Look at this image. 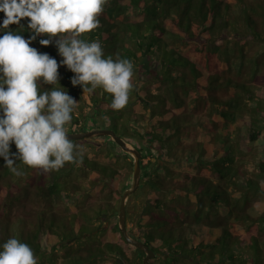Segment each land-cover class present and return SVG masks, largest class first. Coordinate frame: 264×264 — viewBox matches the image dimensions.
<instances>
[{
    "label": "trees",
    "instance_id": "obj_1",
    "mask_svg": "<svg viewBox=\"0 0 264 264\" xmlns=\"http://www.w3.org/2000/svg\"><path fill=\"white\" fill-rule=\"evenodd\" d=\"M100 21L82 38L133 62L127 106L83 94L63 65L55 87L78 102L68 131L111 128L141 151L129 234L150 264H264V0H110ZM73 142L83 163L58 171L17 160V177L0 157V250L15 237L38 264H143L118 225L133 157L109 135Z\"/></svg>",
    "mask_w": 264,
    "mask_h": 264
},
{
    "label": "clouds",
    "instance_id": "obj_2",
    "mask_svg": "<svg viewBox=\"0 0 264 264\" xmlns=\"http://www.w3.org/2000/svg\"><path fill=\"white\" fill-rule=\"evenodd\" d=\"M110 0H0V157L15 176L25 175L16 161L40 169L58 171L66 163L82 164L83 149L68 136L78 108L77 100L60 84L61 65L74 75L73 86L83 94L98 88L110 94V108L123 110L135 85L134 64L130 59L105 56L99 40L88 41L85 34L99 29L100 16ZM27 21L30 35L22 21ZM16 25L23 31L11 28ZM55 44L57 59L32 46ZM44 85L51 87L44 90ZM15 145L16 152L11 151ZM0 264H38L27 243L7 239L0 250Z\"/></svg>",
    "mask_w": 264,
    "mask_h": 264
},
{
    "label": "water",
    "instance_id": "obj_3",
    "mask_svg": "<svg viewBox=\"0 0 264 264\" xmlns=\"http://www.w3.org/2000/svg\"><path fill=\"white\" fill-rule=\"evenodd\" d=\"M99 135H109L111 138L121 147V149L125 152H128L133 157V170H132V181L131 184L126 187L123 191L119 212H118V225L120 232L124 239L135 245L136 247L142 249L145 252V256L143 258V264H150L149 261L151 257L154 255V252L149 246L142 240L131 236L127 230L126 225V203L129 195L137 190L140 185V179L142 174L141 169V151L123 139L120 135H118L113 129L107 127H96L85 130H76V131H68V136L72 140L81 139V138H89L95 137Z\"/></svg>",
    "mask_w": 264,
    "mask_h": 264
},
{
    "label": "rangeland",
    "instance_id": "obj_4",
    "mask_svg": "<svg viewBox=\"0 0 264 264\" xmlns=\"http://www.w3.org/2000/svg\"><path fill=\"white\" fill-rule=\"evenodd\" d=\"M174 46H178V47H180V48H184V46L183 45H181V44H178V43H174L173 44ZM72 128L74 129L75 128V126L73 125L72 126ZM94 128H96V127H94ZM83 130H85V129H83ZM96 137V136H95ZM142 175V174H141ZM131 181H132V174H131V179H130ZM131 184V183H130ZM129 184V185H130ZM252 212H254V211H252ZM253 214H255V213H253Z\"/></svg>",
    "mask_w": 264,
    "mask_h": 264
}]
</instances>
